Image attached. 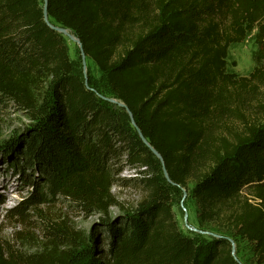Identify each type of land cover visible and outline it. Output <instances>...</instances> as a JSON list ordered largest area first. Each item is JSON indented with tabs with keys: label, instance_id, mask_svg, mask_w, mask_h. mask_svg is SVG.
Masks as SVG:
<instances>
[{
	"label": "trees",
	"instance_id": "1",
	"mask_svg": "<svg viewBox=\"0 0 264 264\" xmlns=\"http://www.w3.org/2000/svg\"><path fill=\"white\" fill-rule=\"evenodd\" d=\"M42 6L0 0V105L30 120L19 161L50 195L106 215L119 204L111 187L124 154L142 169L130 181L145 195L131 213L103 221L108 244L98 255L88 244L77 254L21 259L0 244V264H250L242 244L264 264V121L232 140L217 134L244 94L264 88V0H48L49 20L79 38L107 97L128 107L171 181L193 183L197 228L216 236L182 232L159 162L124 110L98 97L89 70L84 84ZM253 30L260 65L247 76L229 73V46Z\"/></svg>",
	"mask_w": 264,
	"mask_h": 264
},
{
	"label": "rangeland",
	"instance_id": "2",
	"mask_svg": "<svg viewBox=\"0 0 264 264\" xmlns=\"http://www.w3.org/2000/svg\"><path fill=\"white\" fill-rule=\"evenodd\" d=\"M256 31L250 32L243 41L229 46L227 53V71L236 76H247L261 63ZM69 57L75 71L83 75L78 45L65 37ZM87 71L95 81L100 94L108 95L105 77L91 60H87ZM235 105L237 114L225 119L217 127V134L232 140L244 132L246 125L264 121V88L256 94H244ZM118 108V106H117ZM30 120L25 113L6 102L0 105V244L21 259L35 256L57 257L63 250L81 252L88 244H93L94 254L107 250L108 241L103 221H115L124 214L131 213L145 195L144 188L132 178H141L144 173L125 163L121 155L115 181L111 187L118 205L111 206L106 215L97 211L85 212L79 205L59 195L46 192L45 182L33 169H26L20 162L18 149L24 143L20 141L29 126ZM193 183L184 188L189 192ZM173 211L182 232L193 236L196 232L188 230L183 224V210L180 205L181 190L170 188ZM36 197H41L39 200ZM184 206L188 212V222L197 226L195 201L187 195ZM214 226V225H210ZM216 229V227L214 226ZM99 232L98 235L94 233ZM94 234L92 242L91 236ZM95 245V246H94ZM242 253L250 264H259L242 244Z\"/></svg>",
	"mask_w": 264,
	"mask_h": 264
},
{
	"label": "water",
	"instance_id": "3",
	"mask_svg": "<svg viewBox=\"0 0 264 264\" xmlns=\"http://www.w3.org/2000/svg\"><path fill=\"white\" fill-rule=\"evenodd\" d=\"M42 7H43V17H44V22L45 24L53 29L54 31H56L57 33H60L62 35H64L65 37L69 38L70 40L74 41L77 45H78V49L80 52V57H81V64H82V70H83V81L84 84L86 86H88L87 84V65H86V56L84 54V51L82 49V45L81 42L79 40V38L69 29L64 28L62 26H58L53 24L48 17V12H47V5H48V0H42ZM97 93V92H96ZM98 97H100L102 100L115 104L116 106H118L119 108H122L125 112V114L128 117V120L131 124V126L134 128L136 134L138 135V137L141 139V141L145 144V146L149 149V151L152 153V155L156 158V160L159 162L160 164V168H161V172L163 174V177L165 179L166 182H168L169 184H171V186L178 188L179 190H181L182 193V197L180 200V205L181 208L183 210V224L184 226L192 231V232H196L198 234H207V235H213L216 236L215 234L209 232V231H204V230H200L194 226H192L191 224H189L188 222V212L186 207L184 206V201L187 197V192L184 188H182L180 185L175 184L174 182L171 181V179L169 178V175L167 173L166 167H165V163L164 160L162 158V156L159 154V152H157L152 146L151 144L148 142V140L142 135L140 129L138 128V126L135 123L133 114L131 113V111L128 109V107L119 99L115 98V97H107L104 96L100 93H97ZM230 243H231V254L233 256H235V243L233 242L232 239H229Z\"/></svg>",
	"mask_w": 264,
	"mask_h": 264
}]
</instances>
